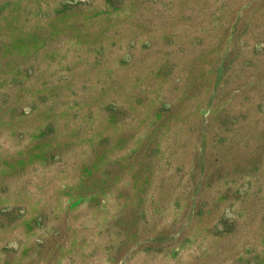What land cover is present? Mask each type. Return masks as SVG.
I'll list each match as a JSON object with an SVG mask.
<instances>
[{
  "label": "rangeland",
  "instance_id": "obj_1",
  "mask_svg": "<svg viewBox=\"0 0 264 264\" xmlns=\"http://www.w3.org/2000/svg\"><path fill=\"white\" fill-rule=\"evenodd\" d=\"M0 264H264V0H0Z\"/></svg>",
  "mask_w": 264,
  "mask_h": 264
}]
</instances>
